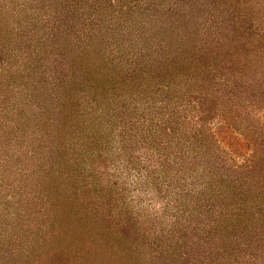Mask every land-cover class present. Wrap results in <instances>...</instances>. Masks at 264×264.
<instances>
[{
    "label": "rangeland",
    "instance_id": "1",
    "mask_svg": "<svg viewBox=\"0 0 264 264\" xmlns=\"http://www.w3.org/2000/svg\"><path fill=\"white\" fill-rule=\"evenodd\" d=\"M255 78L264 0H0V264H264Z\"/></svg>",
    "mask_w": 264,
    "mask_h": 264
},
{
    "label": "trees",
    "instance_id": "2",
    "mask_svg": "<svg viewBox=\"0 0 264 264\" xmlns=\"http://www.w3.org/2000/svg\"><path fill=\"white\" fill-rule=\"evenodd\" d=\"M254 2L255 0H250V2ZM66 7H70V5H69V3H67V5H66ZM249 18H252V17H250L249 16ZM244 25H246V26H248V28L245 30V33L248 31V34H249V37H250V35L252 36L254 33L252 32V27H253V22H249V23H245V24H242V22H241V24L240 25H237V24H232V30L234 31V32H236L237 33V36L239 37L238 39H239V41L240 40H242L243 38H245V39H247V37L245 36V33L244 34H241L242 32H240L239 31V29L240 28H242L243 29V26ZM246 26H244V27H246ZM250 31H251V33H250ZM241 34V35H240ZM247 34V33H246ZM63 38V39H62ZM66 38H64L63 36H60V37H56V38H53L52 40H54L53 41V43L51 44L52 46H48V48L46 49V51L48 50V54L50 55V57H51V55L54 53V49H59L61 46H62V42L65 40ZM51 40V41H52ZM31 45H33V47H38L37 46V44H35V43H31ZM234 46H236V44H234ZM38 49H40V48H38ZM41 50V49H40ZM248 50V49H247ZM245 51V50H244ZM253 51H255V48H254V50ZM243 55V52H241V51H238V52H236V55H237V57H241V54ZM236 58V57H235ZM249 63V62H248ZM250 65V63L248 64V66ZM202 67H200V69H201ZM75 69H77V68H75ZM211 69V68H210ZM75 71V70H74ZM255 80V82H256V84L258 85V86H260V88H263L264 87V80H262V79H260V80H257L256 78L254 79ZM67 82V79L66 80H64V81H60V84L63 86L65 83ZM70 84V83H69ZM230 84V82H229V80L228 81H226V80H224L223 82H222V86H225L226 88H227V86ZM69 90V89H68ZM208 91H210V89H207ZM256 93H252V95H251V104L253 103V104H256V101H258V99H257V97H256ZM253 97V98H252ZM224 101V100H223ZM198 104H199V106L201 107V111H199L200 112V116L197 118V123L198 124H200V125H202L201 127H200V131H198V130H196L197 132H203V133H208V134H210V138H212L211 140L213 141V146H215L216 145V142H215V136L217 135V130H219L220 128H224V123H218L217 125L219 126V128H216V132H214V131H212V129H211V127L210 126H207L208 125V122L209 121H211V120H213L214 119V117L215 116H217L218 114H217V108L220 106V98H217L215 101H210V99H209V96L208 97H206V94H204V96L203 97H199L198 98V102H197ZM211 103H213V106L211 105ZM209 107V108H208ZM176 130H174L173 132H175ZM195 131V132H196ZM172 132V134H174ZM214 132V133H213ZM222 132V131H221ZM218 133V134H222V133ZM229 134L232 136L233 135V132L231 131V132H229ZM199 135H200V133H199ZM235 135V134H234ZM221 140H226V138H222ZM167 144V143H166ZM233 151H234V153H236V154H239V155H242V153H243V151H241V150H239V149H233ZM250 162V160H247V163H246V165L247 166H250V164H248ZM246 165H244V166H246ZM254 165V164H253ZM218 166H220V165H218ZM243 166V167H244ZM253 167H256V165H254ZM263 167V166H262ZM217 172H219V170H217ZM209 173V172H208ZM242 178H240V180H241ZM249 210H252V208H250V209H248V210H246L245 211V213H247ZM232 226L233 227H231L230 229H231V231L233 232L234 231V227H235V225H233L232 224ZM239 262H236V261H226V258H220V261H219V263L218 264H238Z\"/></svg>",
    "mask_w": 264,
    "mask_h": 264
}]
</instances>
